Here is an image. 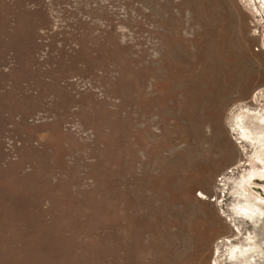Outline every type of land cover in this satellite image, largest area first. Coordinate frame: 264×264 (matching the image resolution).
<instances>
[{
    "label": "rangeland",
    "instance_id": "1",
    "mask_svg": "<svg viewBox=\"0 0 264 264\" xmlns=\"http://www.w3.org/2000/svg\"><path fill=\"white\" fill-rule=\"evenodd\" d=\"M262 88L263 0H0V264L264 251L231 209Z\"/></svg>",
    "mask_w": 264,
    "mask_h": 264
},
{
    "label": "bare ground",
    "instance_id": "2",
    "mask_svg": "<svg viewBox=\"0 0 264 264\" xmlns=\"http://www.w3.org/2000/svg\"><path fill=\"white\" fill-rule=\"evenodd\" d=\"M242 102L245 109L243 113H239L234 130L241 138H249L254 141L251 146L253 153L248 159L249 169L240 175V181L235 185L236 202L233 203L231 209L235 216L249 219L256 226L258 219L263 216L261 209L264 206V198L253 194L250 186L253 178L264 180V88ZM246 122L249 125H246ZM262 188L264 189V186ZM234 230L238 231V228ZM254 239H258L254 232H247L244 241L241 242L234 243L228 238L224 239L225 246H227L226 259L235 261L237 264H264L261 256L264 251ZM215 251L216 257L213 264H222L217 258L218 249Z\"/></svg>",
    "mask_w": 264,
    "mask_h": 264
}]
</instances>
